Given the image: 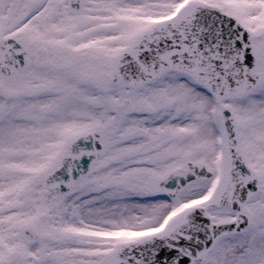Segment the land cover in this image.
Wrapping results in <instances>:
<instances>
[{
	"label": "snow or ice",
	"instance_id": "6c2138e0",
	"mask_svg": "<svg viewBox=\"0 0 264 264\" xmlns=\"http://www.w3.org/2000/svg\"><path fill=\"white\" fill-rule=\"evenodd\" d=\"M0 264H264V0H0Z\"/></svg>",
	"mask_w": 264,
	"mask_h": 264
}]
</instances>
